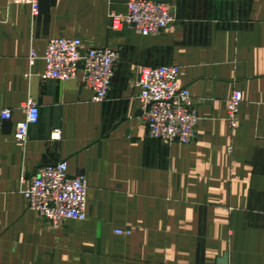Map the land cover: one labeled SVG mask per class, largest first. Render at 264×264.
Instances as JSON below:
<instances>
[{"label":"crops","instance_id":"0c3cea01","mask_svg":"<svg viewBox=\"0 0 264 264\" xmlns=\"http://www.w3.org/2000/svg\"><path fill=\"white\" fill-rule=\"evenodd\" d=\"M38 1L34 16L0 0V112H12L0 117V264H264V0H153L173 16L155 37L111 28L131 0ZM56 37L119 52L104 102L79 80L40 78ZM158 66L178 67L190 92V145L147 137L135 81ZM28 99L39 118L20 148ZM60 162L86 178L87 219L52 229L26 209L22 179Z\"/></svg>","mask_w":264,"mask_h":264},{"label":"built area","instance_id":"2783aa9c","mask_svg":"<svg viewBox=\"0 0 264 264\" xmlns=\"http://www.w3.org/2000/svg\"><path fill=\"white\" fill-rule=\"evenodd\" d=\"M13 5H28L34 16L39 12L38 0H6ZM111 28L128 27L142 37H155L172 22L170 7L153 0H131L125 14L111 12ZM83 43L79 38L56 37L47 42L43 61L42 80H79L82 87L93 93L92 101L106 100L115 68L120 60L118 51L106 47H90L81 53ZM37 59L34 50L29 55L33 65ZM176 66L142 68L138 72L135 88L140 103V118L149 139L168 144L190 145L195 139L198 116L192 109L189 90L178 79ZM242 94L234 91L226 102V121L231 129L237 127L238 108ZM24 120L16 125L15 144L23 148L30 126L37 123L39 107L28 99L23 107ZM12 116L10 109L0 112L2 120ZM53 138L60 132L54 131ZM21 194L26 209L39 221L57 229L65 221L84 222L86 216L87 182L83 174L69 175L66 162L38 168L30 179H22ZM115 234L130 236L129 230H116Z\"/></svg>","mask_w":264,"mask_h":264},{"label":"water","instance_id":"95a60500","mask_svg":"<svg viewBox=\"0 0 264 264\" xmlns=\"http://www.w3.org/2000/svg\"><path fill=\"white\" fill-rule=\"evenodd\" d=\"M223 262H221L220 264H222Z\"/></svg>","mask_w":264,"mask_h":264}]
</instances>
